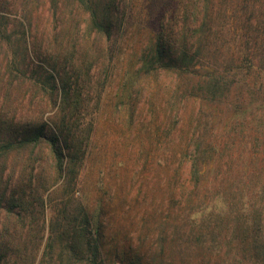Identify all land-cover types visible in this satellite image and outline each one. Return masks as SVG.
Wrapping results in <instances>:
<instances>
[{
  "label": "rangeland",
  "instance_id": "374dc122",
  "mask_svg": "<svg viewBox=\"0 0 264 264\" xmlns=\"http://www.w3.org/2000/svg\"><path fill=\"white\" fill-rule=\"evenodd\" d=\"M36 1L0 0V14L35 15ZM45 1L39 28L51 30L54 11ZM240 1H253L255 10L264 7L263 0ZM118 2L122 20L109 45L100 40L101 54L80 80L79 122L91 138L73 192L91 214L100 215L103 256L114 264H121L118 254L135 264H264V70L244 67L252 72L246 79L241 73L213 76L216 61L238 62L244 45L218 40L222 48L215 52V38L207 31L200 62L141 74V57L155 43L163 15L165 22L176 15L172 40L181 43L183 37L195 51L199 34L193 29L202 23L203 3ZM249 5L241 11L245 17L253 12ZM253 27L247 25L241 36H250L246 30ZM259 39L264 44V28ZM261 58L264 62V50ZM198 139L212 168L195 184L183 154ZM64 191L46 195L49 219L70 200L72 192Z\"/></svg>",
  "mask_w": 264,
  "mask_h": 264
},
{
  "label": "trees",
  "instance_id": "16d2710c",
  "mask_svg": "<svg viewBox=\"0 0 264 264\" xmlns=\"http://www.w3.org/2000/svg\"><path fill=\"white\" fill-rule=\"evenodd\" d=\"M50 2L55 16L51 30L39 28L40 9L45 0L35 2V15L29 12L14 19L0 14V264H114L113 259L108 261L102 254L100 215L91 214L73 192L79 164L91 138V132L81 129L79 122L80 80L85 68L91 69L97 62L102 51L100 40L106 38L104 43L109 45L123 13L118 0ZM78 2L86 10L81 11ZM197 3L199 7L203 5L199 9L202 23L196 31L193 29L199 34L194 42L195 51L189 50L188 40L186 43L183 37L181 43L172 40L176 15L167 22L163 15L155 43L141 57V74L158 73V69L170 65L184 69L200 62L199 57L208 49L207 31L215 38V52L222 48L218 40L229 46L237 41L244 45L238 62L217 60L211 67L213 76L241 73L246 79L252 72L244 67L264 70L261 58L264 44L259 39L264 18H254L255 11L264 16V7L255 10V3L248 1L253 12H245L248 14L245 17L241 11L250 8L247 2L244 5L240 0H197ZM247 25H254V29H247L250 36L244 38L241 32ZM191 28L184 29L189 32ZM80 39H84L82 43ZM194 137L198 138L196 134ZM206 153V147L198 139L196 146L183 154L184 161L190 163V179L195 184L212 168ZM58 188L71 191L72 196L49 219L46 210L51 198L46 195ZM116 256L121 264H135L119 254Z\"/></svg>",
  "mask_w": 264,
  "mask_h": 264
}]
</instances>
